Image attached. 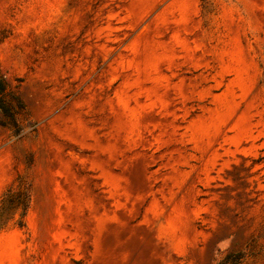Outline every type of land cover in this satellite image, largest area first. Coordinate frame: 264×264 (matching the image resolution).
Wrapping results in <instances>:
<instances>
[{"label": "rangeland", "instance_id": "1", "mask_svg": "<svg viewBox=\"0 0 264 264\" xmlns=\"http://www.w3.org/2000/svg\"><path fill=\"white\" fill-rule=\"evenodd\" d=\"M0 72V264H264V0H0Z\"/></svg>", "mask_w": 264, "mask_h": 264}, {"label": "trees", "instance_id": "2", "mask_svg": "<svg viewBox=\"0 0 264 264\" xmlns=\"http://www.w3.org/2000/svg\"><path fill=\"white\" fill-rule=\"evenodd\" d=\"M25 112V106L20 96L13 90L6 78L0 72V124L6 125L13 130V134L19 135L21 127L18 117ZM29 203V190L26 186L18 184L16 188H9L0 201V228L6 225L10 216H5L4 212L9 209L20 208V219L18 225H23V216ZM240 254H227L224 260L227 264H235L239 261Z\"/></svg>", "mask_w": 264, "mask_h": 264}]
</instances>
